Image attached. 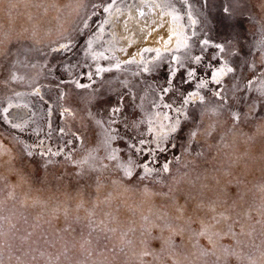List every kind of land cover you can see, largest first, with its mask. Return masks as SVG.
I'll return each mask as SVG.
<instances>
[{
	"label": "rangeland",
	"instance_id": "1",
	"mask_svg": "<svg viewBox=\"0 0 264 264\" xmlns=\"http://www.w3.org/2000/svg\"><path fill=\"white\" fill-rule=\"evenodd\" d=\"M162 3L139 62L129 0H0V264H264V0Z\"/></svg>",
	"mask_w": 264,
	"mask_h": 264
},
{
	"label": "bare ground",
	"instance_id": "2",
	"mask_svg": "<svg viewBox=\"0 0 264 264\" xmlns=\"http://www.w3.org/2000/svg\"><path fill=\"white\" fill-rule=\"evenodd\" d=\"M129 2L131 5L128 6V10L127 8L122 10L120 6L112 8V5H109L107 20L112 26L113 36L118 35L117 37L124 44L123 47L130 48L129 52L120 55L123 61L135 57L136 61L140 62L145 57H143L145 50H155L156 57H159L165 51L179 47L184 29L176 21L172 11L163 10V0H129ZM160 133L161 131L157 130L156 136L158 137Z\"/></svg>",
	"mask_w": 264,
	"mask_h": 264
},
{
	"label": "snow or ice",
	"instance_id": "3",
	"mask_svg": "<svg viewBox=\"0 0 264 264\" xmlns=\"http://www.w3.org/2000/svg\"><path fill=\"white\" fill-rule=\"evenodd\" d=\"M113 2H114V0H113ZM185 3H187V0H185ZM104 11H106V12H107V11H110V6H105V7H104ZM175 19H180V17H179V16H176ZM85 26H86V25H85ZM204 44L207 45V44H208V41H204ZM70 47H71V45H67V46H66V48H70ZM218 47H219V46H218ZM220 51H223V48H220ZM96 71H97V73L99 74V73L102 72V71H107V69L97 68ZM228 71H233V69H228ZM189 75H192V73H189ZM219 75H220V73L218 72V73L216 74V76L213 77V78L216 80L217 83L220 82L219 79L217 78ZM89 79H91V76H89ZM78 86L83 87V85H78ZM200 87H204V85L201 84ZM161 91L166 92L167 89H161ZM216 94L219 95V92H217ZM190 99H191V97H189L188 99L184 100L183 103H184V104L189 103ZM202 100H203V97H201V101H202ZM164 107L171 108V105H167V104H166V105H164ZM65 111H67V109H66ZM111 111H112L113 116H115V115L120 111V108H119V107H114V108H112ZM165 118H166V119H170V118L167 117V116H166ZM234 118L237 119V120L239 119L238 116H234ZM98 123H99V121H98ZM179 123H180V121H179V117H178V118L175 120V122L170 126V132H172V133H177V132H179L180 129L177 127V125H178ZM166 136H167V134H165V138H166ZM146 143H147V141H144V140H141V141H140V145H141V146H142V145H145ZM168 146L171 147V145H168ZM136 147H137L136 145H133V148H136ZM156 148H157V150H159V151H163V150H164V147H163L161 144H159V143L156 144ZM140 150L142 151L143 148H141ZM144 168L146 169V174H151L152 169L148 168V165H147V164L144 165ZM163 171H167V165H164V166H163ZM127 174H128L129 176L131 175L130 172L127 173Z\"/></svg>",
	"mask_w": 264,
	"mask_h": 264
}]
</instances>
